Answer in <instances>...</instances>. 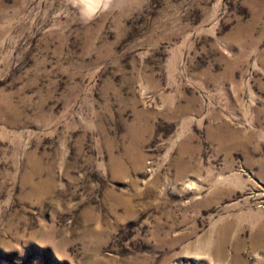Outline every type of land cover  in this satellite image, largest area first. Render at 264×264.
<instances>
[{
	"label": "rangeland",
	"instance_id": "1",
	"mask_svg": "<svg viewBox=\"0 0 264 264\" xmlns=\"http://www.w3.org/2000/svg\"><path fill=\"white\" fill-rule=\"evenodd\" d=\"M0 264H264V0H0Z\"/></svg>",
	"mask_w": 264,
	"mask_h": 264
},
{
	"label": "clouds",
	"instance_id": "2",
	"mask_svg": "<svg viewBox=\"0 0 264 264\" xmlns=\"http://www.w3.org/2000/svg\"><path fill=\"white\" fill-rule=\"evenodd\" d=\"M73 3H76L77 0H72ZM79 2L83 3L85 0H79ZM91 4H93L96 8V12H100L102 9L106 10L109 6V4L112 2V0H89ZM96 13H93L87 17H85L86 20L91 21V19L94 18Z\"/></svg>",
	"mask_w": 264,
	"mask_h": 264
}]
</instances>
